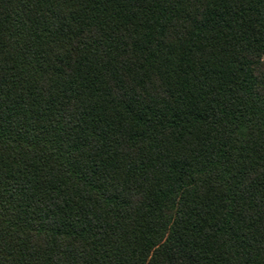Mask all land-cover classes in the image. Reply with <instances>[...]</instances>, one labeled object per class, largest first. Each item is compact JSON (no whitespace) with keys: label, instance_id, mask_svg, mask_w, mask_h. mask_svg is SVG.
Wrapping results in <instances>:
<instances>
[{"label":"trees","instance_id":"1","mask_svg":"<svg viewBox=\"0 0 264 264\" xmlns=\"http://www.w3.org/2000/svg\"><path fill=\"white\" fill-rule=\"evenodd\" d=\"M0 264H264V0H0Z\"/></svg>","mask_w":264,"mask_h":264}]
</instances>
